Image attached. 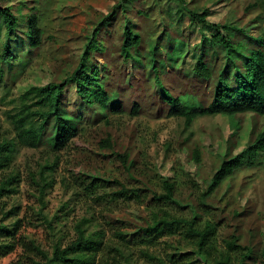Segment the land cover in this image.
Returning a JSON list of instances; mask_svg holds the SVG:
<instances>
[{"label": "rangeland", "instance_id": "1", "mask_svg": "<svg viewBox=\"0 0 264 264\" xmlns=\"http://www.w3.org/2000/svg\"><path fill=\"white\" fill-rule=\"evenodd\" d=\"M184 1L187 5L172 0V6L168 0H6L24 23L27 14H37L44 33L37 46L30 44L26 26L24 32L19 30L9 37L14 57L0 61V140L15 134L7 112L24 102L32 85L59 81L70 74L95 29H99L96 45L100 48L90 53L91 58L106 77L107 89L123 105L119 112L109 109L105 114L95 105L84 114L78 113L76 90L70 86L65 108L81 116V128L68 145L60 150L47 145L19 146L12 163L20 172L17 192L5 193L0 201V222L11 224L21 219L19 237L33 239L52 253L56 243L65 246L76 238L77 223L87 219L88 230H102L107 244L126 246L132 262L124 264H157L131 241V232L148 224L155 202L97 199L82 191L79 181L94 174L142 187L145 194H160L165 191V181L171 179L176 185V202L165 207L185 216L198 209L201 219L219 222L222 246L233 233L241 234V241L252 244L255 250V257L248 262L264 264V150L257 164L238 168L212 194L204 196L222 159L240 152L264 130V115L243 112L230 117L217 113L197 116L187 124L184 116L169 114L172 104L164 97L167 88L186 105L209 106L217 86L215 76L228 61L207 53L205 60L215 75L210 80L195 75L193 66L201 49L194 45L200 40V27L187 26L191 10L210 6L212 22L235 21L246 25L250 34H259L264 33V2ZM2 23L0 18V38L4 36ZM127 27L140 40L128 59L122 53ZM205 29L212 32L210 27ZM156 46L160 51L152 66ZM228 72L232 74L233 69ZM120 154H127L128 161ZM116 182L105 183L100 192L121 187ZM41 187L45 188L43 194ZM117 231L129 232L131 242L119 237ZM4 238L0 236V241ZM164 238L168 236L161 240ZM166 246L161 243L150 250L164 255ZM22 253L24 247L18 245L0 255V264H12ZM32 253L37 260H44L39 252ZM27 264H33L31 259Z\"/></svg>", "mask_w": 264, "mask_h": 264}, {"label": "trees", "instance_id": "2", "mask_svg": "<svg viewBox=\"0 0 264 264\" xmlns=\"http://www.w3.org/2000/svg\"><path fill=\"white\" fill-rule=\"evenodd\" d=\"M179 1L182 5L186 4L184 0ZM259 1L264 2V0ZM5 2L6 0H0V18L3 21L4 35L0 38V61H9L14 57L8 42L13 32L19 30L24 32L23 27L26 26L31 38L27 36L28 40L30 44L36 46L41 44L44 33L37 14H27V22L24 23L20 13L15 12L13 6ZM120 3L121 1L116 5L119 6ZM169 4L174 6L172 0H168ZM191 12V21L187 26L190 29L189 25L200 27V40L194 45L198 50L201 49L193 66L195 75L209 80L215 75V71L205 60L207 53L214 58L223 56L228 61H226L225 69L217 73L218 77L215 76L217 86L209 106L186 105L173 96L171 91L164 88L166 92L164 97L172 104L169 114L184 116L187 124H190L197 116L217 113L230 117L243 112L264 115V33L250 34V29L246 28V25L242 26L235 21L212 22L209 18L212 9L204 4L199 10H191ZM115 14L116 12L112 16ZM179 16L184 20L185 16L180 14ZM205 27H210L212 32L209 33ZM98 30H94L77 66L70 74L59 81L32 85L25 92L24 102L15 110L7 112L15 134L0 140V201L5 193L17 192L20 172L12 166V163L20 145L31 147L47 145L51 149L60 150L66 147L71 138L79 132L81 116H75L65 108L64 98L70 86L76 90L77 98L74 103L76 104L75 110L80 111L78 113L83 111L84 114L88 107L95 105H98L100 111L105 114L109 109L117 112L123 111L120 100L107 89L104 82L106 77L101 76L100 66L91 58L90 53L100 48V45H96ZM124 34L122 53L128 59L133 55V49L139 45L140 40L130 27L125 29ZM159 51L160 49L156 46L152 66ZM229 69H233L232 74H229ZM2 75L3 70L0 67V76ZM31 95L34 98L28 99ZM135 112H138V109ZM262 150H264V130L249 141L240 152L227 155L222 159L208 182L205 198L238 168L246 164L248 166L257 164ZM120 155L125 156L127 160V154ZM42 178L46 185L45 176L42 175ZM117 181L90 174L83 177L79 183L83 187L82 191L97 199L116 200L122 197L124 200L133 198L139 202H155V206H151L152 216L148 224L132 231L131 241L141 247L144 256L156 259L157 264H252L248 261L255 257V250L252 244L241 241V234L233 233L224 239L225 246H222L218 236L219 222L212 219H201L202 214L196 208L193 209L191 216H185L173 214L165 207L169 203L176 202L175 181L167 179L164 184L165 191L160 194L156 191L145 194L142 192L144 190L142 187H130ZM38 182V184L42 183L39 180ZM111 182H116L121 187L111 191L104 189L100 192L105 183ZM41 188L43 194L45 188ZM86 221L88 220L77 223L76 238L65 246L56 243L52 253L46 252L33 239L29 241L18 236L20 218L15 219L11 224L0 222V236H5L0 241V255H6L21 245L24 247L25 254H20L12 264H27L29 259L33 264H124L132 262L131 254L125 251L126 246L107 244L103 239L104 232L98 229L88 230L85 226ZM128 233L117 231L118 236L125 241L130 240L127 237ZM163 236H168V238L161 240ZM161 243L168 247L166 254L157 255L151 252L150 247ZM34 251L39 252L44 260L34 258L32 253Z\"/></svg>", "mask_w": 264, "mask_h": 264}]
</instances>
